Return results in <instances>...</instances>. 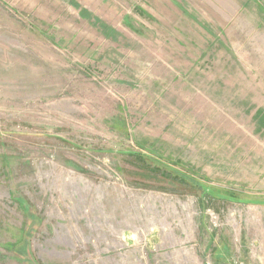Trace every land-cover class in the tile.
Wrapping results in <instances>:
<instances>
[{
	"label": "rangeland",
	"instance_id": "rangeland-1",
	"mask_svg": "<svg viewBox=\"0 0 264 264\" xmlns=\"http://www.w3.org/2000/svg\"><path fill=\"white\" fill-rule=\"evenodd\" d=\"M0 264H264V0H0Z\"/></svg>",
	"mask_w": 264,
	"mask_h": 264
}]
</instances>
